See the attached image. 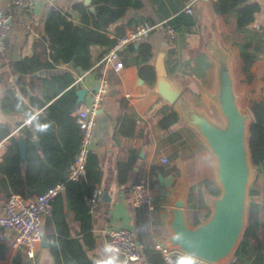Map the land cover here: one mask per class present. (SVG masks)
Returning a JSON list of instances; mask_svg holds the SVG:
<instances>
[{"label": "crops", "instance_id": "obj_1", "mask_svg": "<svg viewBox=\"0 0 264 264\" xmlns=\"http://www.w3.org/2000/svg\"><path fill=\"white\" fill-rule=\"evenodd\" d=\"M13 1L0 0V9H8L12 6ZM91 1L45 0L36 10L27 14V24L21 22L13 24L6 40V48L3 54H0V126L10 130L8 135L0 139H6V148L0 150V162L4 161V154L11 144V136H16L17 141L19 138L24 139L25 151L23 153L19 144L23 157L28 150L36 156L44 154L42 138L38 135L36 126L33 124V118L38 114L43 116L42 119L50 118L45 109L61 94L46 100L43 95L45 88L43 78L70 74L74 80L65 90L76 86L75 95L79 101L81 90L84 91V99L89 98L90 90L97 86L102 75H106L110 87L98 115L93 153L99 157L103 173L99 184L103 187L104 192H108L109 200L102 199L91 214L95 247L88 253L93 261L101 264H104V261L109 258H115L118 264H151L147 261L144 251L140 259L125 262L120 254L111 251L106 246V230L113 226L125 225L130 226L137 233L138 207L135 205L132 191L133 185L136 184V178H141V181L151 184L156 192L157 206L155 210L146 209L151 217L149 226L151 229L154 226L157 227V231L152 230L155 244H171L172 209L177 208L176 202L179 200L183 201L181 209L184 211L189 227L197 226L195 224L196 217H199L201 222L204 221L202 212L198 209L201 203L199 190L196 192L194 190L195 193L193 192L191 196L189 194L192 185H197L205 179H214L217 183L219 182L217 160L206 138L186 115L188 111L195 109L191 102L187 101V96L191 99L193 94H200L201 101H205L203 90L213 82H217L215 95L219 80V64L224 59L238 108L244 114L250 115L249 122L261 120L264 117V56L259 59L255 58L251 51L241 47L245 43L253 45L252 35L239 30L235 14L222 16L216 13L214 3L217 0H202L197 3L193 16L196 17L198 24L191 32H180L172 43L167 41L163 27L159 26L143 41L149 42L153 47L152 62L155 66L156 77L157 74H165L183 88L182 101L176 105L169 104L167 111L170 112L174 106L180 113L181 120L168 129L161 127L160 117L157 113V107L166 101L157 92L156 82L153 86L149 85L139 74L138 65L133 62L137 56V48L143 42L129 46L121 52L124 62L121 70L113 68L101 70L98 67L99 62L87 70L75 67L72 62L42 68L33 73L19 72L15 68V63L18 60L33 53L35 41L44 33L45 18L51 8L68 12L70 18L78 21L80 19L79 12L73 5L77 2H84L85 5H88ZM190 1L142 0L141 8H130L123 17L111 24L109 36L112 38L119 36L116 29L118 25H124L128 30L144 21L167 22L178 13L183 12L184 7ZM250 1L260 4V9L247 23V28L261 32V39L256 37L255 41L262 42L264 41V0ZM95 6H92L91 9L94 10ZM171 47L175 53L174 63L171 65L172 73H169L165 63L172 55L169 53ZM193 48L206 50L215 62L214 67L207 70L206 85L200 88L193 80L190 81L181 73L182 63L189 58L188 52ZM93 49L96 53L98 52L97 47ZM46 58L50 60L48 53ZM32 84H34V89ZM186 87L187 90H185ZM11 89L15 90L17 95L23 99L25 106L31 111L30 115H26L21 109H3L1 101ZM31 98L36 102L31 103ZM67 110L68 104L66 103L51 110L52 115L62 119V122L55 121L53 127V131L58 135L55 144L60 145L56 148L59 158H72L74 149H78L81 139V130L75 121L74 111L68 113ZM259 110H262L260 114H258ZM127 113L132 115L131 118L127 117ZM124 120L129 126V128L126 127L129 130V135L117 133ZM132 148L139 150V158L130 173L128 182L121 185L119 183V161L127 157ZM162 156H166L168 160L162 162ZM34 167L39 169L37 164ZM254 173L253 169L252 179ZM48 176L49 174H46L45 171H40L37 180L43 181ZM256 185L260 189L258 197L264 200V176L259 177ZM0 196L1 204L7 196L4 193H1ZM207 197L210 208L213 210L216 197L210 194ZM157 217L161 224L157 223ZM46 220L47 218L43 222V240L37 249L36 257L33 261L29 260L27 264H55L45 236ZM67 221L72 234L79 235V223L71 216L67 217ZM19 253L7 247L5 258L0 259V264H13L15 256ZM21 254L23 257L26 256L22 252ZM193 262L194 264H212L198 260H191L189 264H193ZM21 264L26 263L22 262Z\"/></svg>", "mask_w": 264, "mask_h": 264}, {"label": "trees", "instance_id": "obj_2", "mask_svg": "<svg viewBox=\"0 0 264 264\" xmlns=\"http://www.w3.org/2000/svg\"><path fill=\"white\" fill-rule=\"evenodd\" d=\"M94 5H96L95 9L92 10L91 7ZM142 6V0H92L88 5H85L84 2H77L73 7L79 12L80 19L78 21L70 18L68 12L51 8L45 18L44 33L35 41L33 53L18 60L15 63V68L19 72L33 73L42 68L72 62L75 67H81L84 70L90 69L103 58L115 42V38L109 36L111 24L123 17L130 8L138 9ZM214 7L216 13L222 16L234 14L237 16L239 30L248 32L252 35L251 38L253 37V45L245 43L241 47L251 51L255 58H262L264 56V41H255V38H260L262 33L247 28V23L259 11L260 4L250 0H217ZM167 24L182 33L193 31L198 22L195 16L180 12L168 20ZM116 29L118 35H122L127 30L124 25H118ZM95 47L98 48L97 53L93 49ZM47 53L50 60L46 58ZM169 53L172 55L165 64L168 72L172 73L171 65L174 63L175 53L172 47L169 49ZM188 54L189 58L182 63L181 73L190 81L193 80L198 88L203 87L207 83V70L214 67L215 62L208 52L201 48L190 49ZM152 58V45L149 42L139 44L137 56L133 62L138 65L141 77L151 86L156 82V70ZM98 67L102 70L104 64L100 63ZM42 80L45 85L43 95L46 100L61 94L45 109L50 118L42 119L43 116L40 114L33 118V124L36 126L38 135L42 138L44 154L36 156L28 150L23 157L17 137L11 136V144L4 154V161L0 162V195L4 193L8 197L11 193L16 192L27 197L34 196L58 182L65 183V190L55 199L54 214L46 220L45 236L49 243V252L53 256L55 264H101L93 261L88 253L95 247L88 197L93 186L102 180L103 173L99 157L92 151L87 165L86 178L74 181L68 179V171L77 149H74L72 158H59L56 153V148L60 145L55 144L58 135L53 131V127L55 121L62 122V119L52 115L51 110L66 103L68 104L67 112L74 111L79 102L75 95L76 86L65 90L73 82L74 77L70 74H60ZM32 88L34 89V84H32ZM187 89L186 87L185 90ZM63 90L65 91L61 93ZM32 102L36 101L31 98ZM1 105L5 110L21 109L26 115L31 114L23 99L13 89L5 94ZM168 109L169 104L166 102L157 107L159 122L163 129H168L181 120V115L174 106L170 112H167ZM261 112L262 110H259L258 114ZM126 115L130 118L132 116L130 113ZM126 127L129 128L124 120L117 133L129 135V130ZM9 133V129L0 126V139ZM248 144L250 162L255 173L248 192L247 224L243 236L235 248L234 258L226 264H264L263 203L258 197L260 189L256 185L259 177L264 176V118L249 126ZM138 158L139 150L132 148L129 150L128 156L119 161V183L121 185L128 182ZM35 164L39 165V169H35ZM40 171L49 174L43 181L37 180ZM140 181L141 178H136L135 182ZM202 184L201 182L192 185L189 196L192 195L196 186H202ZM206 193L219 197L222 194V189L219 185L211 187L210 184H206L200 190L201 203L198 209L202 212L204 219L209 218L212 213L208 201H204ZM137 207L138 230L136 237L144 245L143 251L147 261L151 264H165L160 251L156 248L153 232L149 226L151 217L146 210L148 208L144 205ZM68 216L79 223V235L72 234L67 221ZM200 223L201 219L196 217L195 224ZM6 248V244L0 242V259L5 258ZM22 262L27 264L29 259L26 256L23 257L20 252L15 256L13 264Z\"/></svg>", "mask_w": 264, "mask_h": 264}, {"label": "built area", "instance_id": "obj_3", "mask_svg": "<svg viewBox=\"0 0 264 264\" xmlns=\"http://www.w3.org/2000/svg\"><path fill=\"white\" fill-rule=\"evenodd\" d=\"M43 1L45 0H14L8 9H0V54H3L6 48V40L13 24L15 22L26 23L27 14L36 10ZM201 1L191 0L186 4L183 12L194 15L195 7ZM159 26L163 27L169 43H172L180 34L167 22H141L122 35L114 37L113 46L99 61V64L103 63L104 68L107 69L121 70L124 66L121 52L129 46L146 40ZM99 81L98 89L90 90L89 98L79 101L74 109L76 123L81 130V139L68 171L69 180L78 181L87 176V165L95 144L98 115L110 87L106 75H102ZM5 148L6 139H2L0 140V150ZM167 160L166 156L161 157L162 162ZM65 188V183L58 182L29 198L19 193H12L7 197L0 204V242H4L8 248L24 253L30 261H33L43 240V222L54 214L55 199ZM132 191L136 206L144 205L151 211L155 210L157 196L151 184L140 181L133 185ZM103 195V187L99 183L95 184L88 197V207L91 214L101 203ZM105 237L106 246L111 251L120 254L125 262L141 258L144 245L138 243L136 233L130 226H113L106 230ZM156 248L160 251L165 264H181V262L189 264L191 260L203 261L188 254L178 245L158 243Z\"/></svg>", "mask_w": 264, "mask_h": 264}, {"label": "water", "instance_id": "obj_4", "mask_svg": "<svg viewBox=\"0 0 264 264\" xmlns=\"http://www.w3.org/2000/svg\"><path fill=\"white\" fill-rule=\"evenodd\" d=\"M218 74L214 98L228 119L227 127L211 122L195 109L188 112L195 115L194 120H189L198 127L217 157L222 194L214 200L210 217L195 228L187 225L181 209L182 200L176 202L177 208L172 209L173 218L170 222L173 231L171 244L178 245L188 254L212 264L220 263L226 256L229 258L243 236L247 224L249 181L253 171L248 144L249 116L241 112L236 104L224 59L219 64ZM222 82L223 90L219 96L218 86ZM99 84L100 81L94 89H98ZM156 90L170 105H176L183 99V88L165 74H157ZM80 96L79 101L84 99L83 90ZM18 142L23 153L24 139L19 138ZM103 200H109L108 192H104ZM138 243L140 244L139 240Z\"/></svg>", "mask_w": 264, "mask_h": 264}, {"label": "rangeland", "instance_id": "obj_5", "mask_svg": "<svg viewBox=\"0 0 264 264\" xmlns=\"http://www.w3.org/2000/svg\"><path fill=\"white\" fill-rule=\"evenodd\" d=\"M216 83L217 82H213L212 84L208 85L205 90H203L204 91L205 101H201L200 96H199L200 94L199 95L193 94L191 99H189L188 96H187V101L191 102L192 107H195V110L197 112H200L203 115H205L206 118L209 119L211 122H213V123H215V124H217L219 126H222V127H227L228 119L223 114L222 109L220 107V104L214 98V93H215V89H216ZM210 94H211V96H210ZM252 123H253L252 121L248 122L247 123V127L249 128V126ZM215 158L217 160L216 156H215ZM217 165H218V160H217ZM252 180L253 179H252V174H251L250 181H249V186H250ZM202 183H203L202 186H196L195 192L197 190H199V192H200L202 187L204 188V186L206 184L207 185L210 184V186L212 187V186L218 185L219 182L217 183L214 179H209L208 178V179H205L204 181H202ZM219 185L221 186L220 183H219ZM197 187H198V189H197ZM207 195H208V193H206V196H205V199H204V201H206V202H207V198H208ZM262 202H263V205H262L263 206L262 207V221L264 222V200H262ZM157 223L158 224L160 223L159 222V218L157 219ZM151 230H153L155 232V231H157V227L154 226ZM233 258H234V250L232 251V253L229 256V258H227L225 261L220 262L218 264L228 263Z\"/></svg>", "mask_w": 264, "mask_h": 264}, {"label": "bare ground", "instance_id": "obj_6", "mask_svg": "<svg viewBox=\"0 0 264 264\" xmlns=\"http://www.w3.org/2000/svg\"><path fill=\"white\" fill-rule=\"evenodd\" d=\"M219 90H218V95L220 96L221 93H222V90H223V82L222 83H219V86H218ZM187 117L190 119V120H194L195 119V115L193 113H189L187 112L186 113ZM227 259V256L222 258L221 259V262L225 261Z\"/></svg>", "mask_w": 264, "mask_h": 264}, {"label": "clouds", "instance_id": "obj_7", "mask_svg": "<svg viewBox=\"0 0 264 264\" xmlns=\"http://www.w3.org/2000/svg\"><path fill=\"white\" fill-rule=\"evenodd\" d=\"M104 264H118V261L115 258H109L106 261H104ZM181 264H183V262H181Z\"/></svg>", "mask_w": 264, "mask_h": 264}]
</instances>
